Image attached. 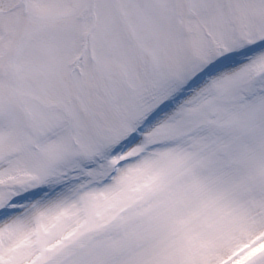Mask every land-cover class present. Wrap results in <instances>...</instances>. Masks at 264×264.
<instances>
[{"label": "snow or ice", "instance_id": "1", "mask_svg": "<svg viewBox=\"0 0 264 264\" xmlns=\"http://www.w3.org/2000/svg\"><path fill=\"white\" fill-rule=\"evenodd\" d=\"M0 264H264V0H0Z\"/></svg>", "mask_w": 264, "mask_h": 264}]
</instances>
